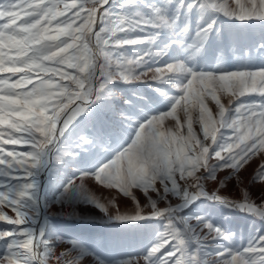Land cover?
Wrapping results in <instances>:
<instances>
[{
  "label": "snow or ice",
  "instance_id": "snow-or-ice-1",
  "mask_svg": "<svg viewBox=\"0 0 264 264\" xmlns=\"http://www.w3.org/2000/svg\"><path fill=\"white\" fill-rule=\"evenodd\" d=\"M234 3L0 0V222L12 226L0 229V264H84L88 257L94 264H264V234L236 244L235 234L207 215H181L200 201L264 221V192L255 203L243 181L256 164L248 183L264 184V62L232 70L195 62L209 34L219 32L214 16L204 26L198 21L192 43L184 39L190 16L212 12L242 28L258 24L255 47L264 54V0ZM149 72L175 93L157 87L139 111H120L122 144L106 145L103 126H82L107 108L120 82ZM90 149L98 152L95 160L81 166V152ZM64 164L74 168L70 175ZM89 179L131 200L134 211L121 212L116 195L102 201L88 189ZM233 180L240 199L220 194ZM209 181L215 190L206 189ZM50 203L91 205L111 223L156 221L163 230L142 257L109 262L88 244L52 233Z\"/></svg>",
  "mask_w": 264,
  "mask_h": 264
},
{
  "label": "rangeland",
  "instance_id": "rangeland-1",
  "mask_svg": "<svg viewBox=\"0 0 264 264\" xmlns=\"http://www.w3.org/2000/svg\"><path fill=\"white\" fill-rule=\"evenodd\" d=\"M222 2L228 3L232 7L235 6L234 0H222ZM213 16L216 19L215 27L219 29V32L214 31L209 34V37L205 42L204 51L195 58V62L199 63L202 67L220 66L226 67L230 70L239 66L241 63L250 64L253 67H259L261 63L264 62V54L259 53L255 47L259 42L260 28L258 24L255 27L242 28L239 26L241 22L231 20L224 17L222 14L209 12L203 18L193 14L187 20L188 32L185 34L184 39H186L188 43H192L195 38L198 21L201 26H204L207 22H211ZM178 23L180 27H183L185 20L181 18ZM177 31H179V29ZM161 39H166V36H162ZM249 50H251L250 58L245 55ZM148 74L150 75H147L148 77H144L142 80L128 83L120 82L118 84L117 91L122 94L123 101H131V105H126L124 103L120 111L129 109L139 111L144 100L158 95L154 92V89L157 87L163 88L169 95L175 93L174 88L168 85H163L159 81H153L151 79L152 73L149 72ZM227 99V97L222 98L225 103H227ZM111 100H114V98H110L107 108L101 106L87 121H82V126H87L91 131L93 125H95L96 129L99 130L106 121L108 112L111 108ZM208 103L210 109L215 112L216 108L214 103L210 100ZM159 106L162 110H166L163 104H160ZM105 112H107L106 116L104 115ZM117 116L118 117L116 118L119 120V113H117ZM165 123L169 126H174V121L169 120ZM194 128L199 132V125H195ZM104 133L106 134V145L111 144L113 148L122 144L124 139H126L120 123L116 131H104ZM103 150L104 149H99L98 151L103 152ZM97 154V150L90 149L88 151H83L81 152L83 160L78 161V163H80L81 166H83L85 162L91 163L95 160ZM57 163L60 164L63 163V161H57ZM255 167L256 164H253L243 173V181L248 188H252V190L249 191L250 199L259 204L261 203V193L264 192V184L259 182L253 184L248 183ZM224 175H226V172L218 173L220 178H223ZM85 182L88 189L94 195L101 198L102 201L112 199V197L116 195L115 190L103 188L100 185H97L94 180L89 179ZM215 188L216 184L214 182L209 181L206 183L207 190L211 191L215 190ZM220 194L226 195L231 199L241 198L239 188L234 180L229 181L226 186L220 190ZM137 196L141 204H143L145 201L142 194L138 193ZM172 202L178 203L175 199H173ZM116 203L121 212L134 211L135 205L128 198L116 195ZM83 207L84 209H82ZM56 210H58V213L52 214L49 218L57 221V226H83L85 232L81 233L82 239L80 238L78 240L94 248L98 254L104 256L109 262L113 259L142 257L146 248L151 246L158 233L163 230L162 224L156 221L135 222L139 226H124L118 223H111L103 213L91 205L78 203L75 206H68L66 210H63V206L56 205ZM116 210L117 209L113 208L110 209V212L114 213ZM62 211L66 212L68 215L64 216L59 214L62 213ZM191 214L207 215L215 224L234 233L236 244L247 243L248 238L251 235H255L257 232L264 234V221H261L259 218L250 214L230 209L222 205L211 204L210 202L201 203L200 201H197L194 206H189V208L184 209L181 213V215L185 216ZM49 218L47 217V221L48 226L50 227ZM191 223L195 224V221L193 220ZM11 227L4 222H0V229H8ZM199 230L200 229L198 228V231ZM204 231L206 232L207 230L205 229ZM67 232L69 235H67V237L64 235V239H72V231ZM64 236L62 235V237ZM2 251L3 243L0 242V254H2ZM56 251L58 253L61 251V248H56ZM141 264H143L142 260Z\"/></svg>",
  "mask_w": 264,
  "mask_h": 264
},
{
  "label": "bare ground",
  "instance_id": "bare-ground-1",
  "mask_svg": "<svg viewBox=\"0 0 264 264\" xmlns=\"http://www.w3.org/2000/svg\"><path fill=\"white\" fill-rule=\"evenodd\" d=\"M148 75H150V74H148ZM146 77H148V76H146ZM111 98H114V100H111V108H110V111L108 112V116H107L106 121L104 122V125H103V131H107V132L116 131L118 129L119 120L116 117H118L117 113H119L122 105L124 104L122 94L119 93V91H117V89L114 91V94ZM72 171H74V168L72 166H70L68 164H64L63 172L65 175H70L72 173ZM78 182L79 181H77V183ZM251 190H252V188H248V191H251ZM54 191H55L54 189H51L49 191V196L52 199H54V195H53ZM67 208H68V206H63V210H66ZM82 209H84V207ZM5 211L8 212L10 215H13V213H11V211L9 209H5ZM54 213H56V214L58 213V210H56V204L50 203V206L47 210V217L49 218ZM59 214L64 215V216L68 215L66 212H63V211H62V213H59ZM49 221H50V227L49 228H50L51 232L54 233L55 235H59V236L65 235L67 237V235H69V233L67 231H69V232L72 231L73 234L71 233V238L78 240L81 238V235H82L81 233L85 232L83 226H78V225H69L68 227H65V225L57 226V221L51 220L50 218H49ZM10 227H11V225H10ZM65 236H64V238H65ZM65 241H67V239H65ZM65 247H67L66 243L65 244H59L57 246V249L61 248V250H62ZM84 264H94V262H93L91 257H88L85 259Z\"/></svg>",
  "mask_w": 264,
  "mask_h": 264
}]
</instances>
